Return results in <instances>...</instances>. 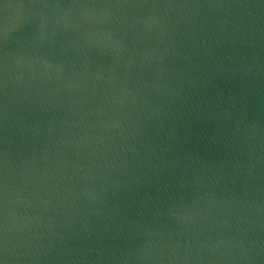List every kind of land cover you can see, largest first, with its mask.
Here are the masks:
<instances>
[{"label": "water", "instance_id": "1", "mask_svg": "<svg viewBox=\"0 0 264 264\" xmlns=\"http://www.w3.org/2000/svg\"><path fill=\"white\" fill-rule=\"evenodd\" d=\"M0 264H264V0H0Z\"/></svg>", "mask_w": 264, "mask_h": 264}]
</instances>
